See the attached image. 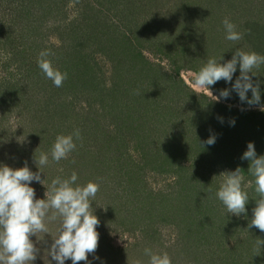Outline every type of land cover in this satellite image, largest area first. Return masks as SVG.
Masks as SVG:
<instances>
[{"label":"rangeland","instance_id":"374dc122","mask_svg":"<svg viewBox=\"0 0 264 264\" xmlns=\"http://www.w3.org/2000/svg\"><path fill=\"white\" fill-rule=\"evenodd\" d=\"M169 1L165 3L164 10L158 8V6L156 7L154 3L153 5H146L143 7L141 13L139 12L138 22L140 26L144 24L149 29L146 30L139 41H136L139 47H136L135 54H133L135 50H129L131 42L128 39L129 36L133 38L131 40H134L135 35L131 32L130 34L127 32L128 27H125L124 21V19L130 15L129 12L131 11H126L124 14L122 10H117L116 3L109 6L106 4V0H63L64 12L59 18L62 19V22L80 27L84 22H82L83 14L81 12L83 11L87 19L86 24H88L87 26H83V28H86L85 31H87V35L89 36L85 38V40H76L73 42L74 40H72V38L67 39V37H65L66 35H63L62 32H57L54 29L50 30L51 27H49L47 31L42 32L41 43L44 46L55 45L68 48H74L78 43L82 45L81 51L83 52L81 53L83 55H88L87 57L92 63L91 67L98 72L95 81L97 88L99 90L103 89L104 92L111 89L112 94L115 91L113 88L119 84V82H116L118 78L116 79L115 77L116 73L118 74L119 67H126L125 72L129 71L133 73V75H136L139 70L149 71V69H151L150 71L152 72L150 73L159 81L155 80L149 85V83L143 79L138 81V85L145 84L146 82V86H153L148 90H150V94L153 93L157 106L159 105L158 98L160 99L162 109L158 106V110L153 109L151 111H144V114L148 117L146 130L152 132V129L157 126L156 128L159 129L157 134L160 141L164 140L165 137L168 138L166 140H171L166 141L165 147L166 151L170 152L173 156L176 155V153L180 155L184 154L183 143L185 139L183 138H185L186 135L179 136L182 130L181 125L177 124L178 119L176 115L169 108L168 110L164 109L165 104H173L171 100L174 96L175 88H170L172 84L165 81H162L164 84H160L162 80L161 75L163 73L167 74L171 81L177 82L185 95L187 93L196 96H205L207 97L204 101L206 103L211 101L230 108V110L232 109L235 115H233L231 119L235 120L234 127H237L239 134V128L243 127L242 124L247 120L243 115H240V113H264L259 110V105L249 106L247 103H241L238 95L234 91H230L229 99H221L217 102L206 89L198 88L192 83L196 70L198 68L200 69L209 58H216L219 60L223 56L224 59L221 63L226 62L231 60L237 48L245 51H254L264 55V0H252L248 10H245L244 5L239 0L238 6L234 7L233 14L231 13V9L233 8H230V0H222V2L220 0ZM182 4L186 5V7H177V5ZM258 7L259 9H257ZM253 15H255L253 20H255L256 24L258 23L257 26L250 22ZM130 17L131 16H129V18ZM225 18H228L236 25V30L242 34V39L244 40L245 38L246 42L242 39L239 41H228L225 39L222 23ZM246 20L250 22L248 25H246V23H248ZM159 21H161L160 25ZM64 28H66V26ZM119 33L124 41L119 47L124 53L115 56L116 53L114 48L106 41V38L115 37ZM163 35L164 39H161L164 45L159 46V41L157 39ZM246 35L251 38V41L253 40L255 42L250 43ZM126 40H128V42ZM41 43H39V47ZM17 44H19V42H17ZM156 44L158 46H156ZM132 45L134 46L135 43H132ZM20 47L22 46L19 45V48ZM13 48L14 51L12 48H9L7 51H1L0 55V163L17 168L16 165L19 167L22 161L27 160V163H29L30 160L32 166L29 168L33 172H36L38 169L34 163V155L38 157L39 153H33L31 155L29 152L32 153V151L29 148H31L30 146L33 143L34 145L32 147H35L37 142H41L42 140L35 137L30 138L32 134H30L31 131L28 129L26 121V119H28V113H25L26 106H31L34 103L32 94H34L35 89L29 85L32 94L27 93L25 89H21L18 93L19 97L16 99L14 95L7 93V91L10 90H6L10 85H13L14 81H11V84H8L7 81H10L12 73H16L17 70H14V68L18 67V62H15L14 67L11 66L8 68L7 63L10 59V54H8V52L14 54L21 49H18L17 46H13ZM139 52L141 56L138 55ZM167 55H170L171 59H169ZM193 67H195V69ZM253 72L256 75L255 78L252 77L253 82H260L261 104H264V96L262 93L264 90V65H261L259 69H253ZM238 76L239 66L237 72L233 76L232 83L235 82ZM20 78H23V76H17L15 80ZM24 85H27V83ZM216 85L219 87L224 85V87L229 90H231L232 87L231 83L226 84L222 79L215 85L210 86V91L213 93V96L219 95ZM166 88L169 89L167 90ZM131 91L134 93V88H131ZM128 94L130 93L125 91L124 95ZM34 96L37 97L38 94L35 93ZM73 96L76 98V95ZM75 98H68L67 100L70 99L69 106H71V117L78 118L68 124L57 123L56 128L59 129V135L72 134L75 130H78L81 120L86 121V119L87 121L96 120V122L92 123V121L86 126L89 128L96 127L94 131L97 132V135H101V132L103 134L106 132L109 134H116L117 123L114 120L112 108H103L106 104L104 103L105 100L102 101L100 99L99 101L102 102H98L96 100L92 101L90 97L76 100ZM96 98L98 99V97ZM248 98L251 99V91L248 92ZM39 99L40 103H48L49 96L40 93ZM176 108L177 106L172 107L174 110ZM129 112H131V109ZM227 112L228 111H222L220 115H216L224 116ZM214 116L215 113L210 112L206 118L207 120L202 119L197 121L201 122L200 125H203L204 128H196V131L204 136L206 140L209 138L210 134L215 136L217 134L208 132L206 129L211 127L209 120H212L211 118ZM197 122L194 127H197ZM186 124L189 125V121H187ZM204 131L205 133H203ZM53 133H55L54 129ZM47 136L51 138L50 133ZM126 144L127 147L125 150L123 148H121V150L113 149L110 150L109 154L119 161L123 173H126V176H130L128 185L132 187H129L126 191H129V194L132 191L133 196L128 199V192H125L124 197L127 198L122 199V194L117 195L116 198H112L110 195L106 196L104 191H98V193H96L93 207L100 223L97 228L99 233L98 248L94 255L99 256L106 264H148V257L144 255V249L151 248L153 252H166L171 259V264H196L195 261L198 258L193 256L192 251L183 250V240L180 235L182 230L175 221H171L170 223L161 221L154 222L153 227L155 235L147 236L142 231V227L144 226H139V223H136V220L142 217V215H138L144 210H142V207L139 205V199H137L140 194H136L134 189L145 187L144 190L146 193L154 192L164 195V193H171L175 190L177 178H175L174 173L168 174L166 172L168 171L167 169H169L168 166H164L166 169L163 168V172L161 171L162 169L157 172L151 171L146 167L145 169H141L144 166L141 165L143 163L142 154L136 149L137 143L135 140L130 139L126 141ZM41 145H44L43 141ZM147 146L149 147L148 149L151 148V146ZM75 150L79 155V148L76 147ZM42 151L47 152L44 149ZM152 153L154 154V152ZM185 153L187 154L188 152ZM73 155L74 153L72 151L68 154L67 158L59 162L53 161L49 155L50 159L48 165L41 169L43 172V174H41L42 179L45 178L44 186L36 182L30 185L35 189L37 198H44L47 185L51 183L53 177H57V171L61 173L62 170L68 168V161ZM237 157H241V153H238ZM175 159V157H171L170 160L167 161L170 163ZM177 159H179L178 161H182L183 165L188 167L191 166L187 161V155ZM206 167L208 169H206L204 174L208 178H214L223 172L234 171L236 169L222 166L221 162L215 166L207 164ZM244 176L245 182L251 180L247 175L244 174ZM212 180H215L212 183V188L213 184H215V188L217 189L220 178L216 177ZM116 182L119 185V181L116 180ZM121 186L125 185L121 184ZM123 190L124 189H122V191ZM245 190L248 192L250 200L248 205H246L247 213L239 216L231 215V213L226 211L219 200L212 198L213 201H217L215 205L221 210L219 216L222 217V220L226 221L229 217L235 221L239 220V223L246 224V227L245 225L242 226L238 230L237 235L224 244L226 246H218L221 251H225L229 247L234 248L236 244L241 242L240 237H244L243 232H249V227L247 225H249L252 217V209L256 206L254 201L256 196L253 187H248ZM110 208H115V210H113L114 212L110 215H106L108 213L107 210ZM126 211H130L131 213H128L129 215L127 214V216L125 215ZM113 216L114 218L110 219ZM144 218L143 216L140 220H144ZM49 227L51 229L50 234L54 235L55 225H49ZM251 230L254 232L255 239L264 240V232L255 227H252ZM31 239L35 242V246L38 249L36 259L32 264H49L47 252L45 250L51 243V238L47 235L44 238L43 233H37V237H31ZM251 241L255 242L254 239L247 242ZM210 245L207 243L206 246L202 248L199 257L203 256V254H207V257H210L209 249L212 248V244ZM89 260H92L91 254L89 255ZM66 264H71V261H67ZM79 264H85V262L81 261ZM93 264H101V262L94 261Z\"/></svg>","mask_w":264,"mask_h":264},{"label":"trees","instance_id":"16d2710c","mask_svg":"<svg viewBox=\"0 0 264 264\" xmlns=\"http://www.w3.org/2000/svg\"><path fill=\"white\" fill-rule=\"evenodd\" d=\"M106 1L109 6L116 3L117 10H122L124 14L126 11H131L124 21L125 27H128L127 32L135 35L134 40H131L133 38L128 36L131 42L129 50H135L133 53L135 54L138 46L136 41H139L146 30L149 29L144 24L140 26L138 22L139 12L141 13L146 5H153L154 3L156 7L158 6V8L164 10V5L169 0ZM174 1L178 2L180 0ZM220 1L222 2V0ZM238 1L230 0V8H233L231 9L232 14L234 7L238 6ZM240 2L244 5L245 10H248L252 0H240ZM63 3V0H0V55L1 51H7L9 48L14 51L13 46H17L18 49L21 48L14 54L8 52L10 54V59L8 58L9 62L7 63L8 68L14 67L15 62H18V67L14 68V70H17L16 73H12L10 81H7L8 84L14 81L13 85H10L8 89L6 88V90H10L7 93L14 95L15 99L19 97L18 93L21 89H25L27 93L32 94L29 89V85H31L35 89L34 94H38L37 97L32 94L34 103L31 106H26L25 113H28L26 121L28 129L31 131L30 134H32L30 138H39L44 145H41L42 141H38L36 146L32 147L33 143L30 146L31 148H29L32 153L29 152V154H40L43 149L49 152L57 135L60 134L59 129L56 128L57 123L68 124L78 118L71 117L69 102L70 99L75 98L73 95H76L75 100L87 97L92 98V101L102 102L105 100L104 103L106 104L103 108H112V114L117 123L116 134H109L108 132L103 134L101 132V135H97V132L94 131L96 127L89 128L86 126L92 121V123L96 122V120H81L78 128L79 139L74 137L76 147L79 148V155L74 150L73 157L71 156L68 161V168L64 169L65 171L62 170L61 173L57 171L56 176L68 178L75 172L78 176L77 184L84 185L91 181L98 184V191H104L106 196L110 195L112 198H116L117 195L122 194V199L127 197L129 199L133 196L132 191L130 194L129 191H126L129 187H132L128 185L130 176H126V173H123L119 161L111 156L109 152L113 149L121 150L123 148L125 150L127 147L126 141L133 139L137 143L136 149L142 154L143 163L141 165L144 167L141 169L146 167L155 172L162 169L161 171L163 172L164 166H168L169 169L166 172L168 174L174 173L175 178H177L175 190L171 193H164V195L154 192L146 193L145 187L134 189L136 194H140L137 199H139V205L144 210L138 216L142 215V217H145L144 220H140L142 218L140 217V219L136 220V223L138 222L139 226H144L142 231L146 236L155 235L154 222L170 223L175 221L182 230L180 235L183 240V250L192 251L193 256L198 258L196 261L194 260L196 264H264V244L260 246L258 243L259 239L254 238V232L251 228H249V232H243L244 237H240L241 242L236 244L234 248L229 247L225 251H221L220 245L226 246L224 244L235 237L238 230L244 225L246 227V224L239 223V220L235 221L229 217L226 221L221 219L222 217L219 216L221 210L215 205L217 201L212 200V198H215V184H213L212 188V183L215 180L208 178L204 174L206 169H208L206 167L207 164L215 166L221 162L222 166L240 167L245 172L244 174L252 179L247 174L249 161L242 160L241 157L247 150L249 142L254 143L258 156L264 155V116H262L264 113H240L247 120L242 124L243 127L239 128V134L237 127L230 126L231 118L235 115L232 109L230 110V108L211 101L206 103L204 102L207 99L205 96L187 93L185 95L179 84L171 81L170 77L163 73L160 84H164L162 81H165L172 84L170 88H175L174 96L171 100L173 104H165L164 109L168 110L169 108L176 115L177 124L181 125L182 130L179 136L186 135L183 138L185 139L183 143L184 154L176 153V155L172 156L170 152L166 151L165 147L166 141L171 140H166L168 138L165 137L164 140L160 141L157 134L159 131L156 128L157 126L152 129V132L146 130L148 117L144 114V111L158 110V106L162 109L160 99L158 98L159 105L157 106L153 93L150 94V90H148L153 86H146V82L151 85L155 80H158L150 73L152 72L150 71L151 69L149 71L139 70L136 75H133L129 71L125 72L126 67H119L118 74L116 73L115 76L116 79L118 78L116 82H119V84L113 88L115 91L112 94L111 89L104 92L103 89L99 90L97 88L95 81L98 72L91 67L92 63L87 57L88 55L81 53L83 52L81 51L82 45L78 43L74 48H68L55 45L44 46L41 43L42 32L47 31L49 27H51L50 30L54 29L57 32H62L67 39L72 38L73 42L85 40L89 36L87 31H85L86 28H83V26L88 25L86 24L87 19L83 11L81 12L83 14L82 22H84L80 27L62 22L59 16L64 12ZM181 6L186 7L183 4L177 5V7ZM129 16L131 17L129 18ZM254 16H252L250 22L257 26L258 23L256 24L255 20H253ZM248 21L246 20V22ZM250 22L246 23V25ZM65 26L66 28H64ZM246 37L250 43L255 42L251 41L248 35ZM161 38L164 39V35L157 39L159 46L164 45ZM106 41L114 48L115 56L124 53L119 47L121 43H124L120 33L115 37H107ZM126 41L128 42V40ZM243 41H245V38ZM39 43H41L40 47ZM132 43H135V47ZM19 45L22 47L19 48ZM158 45L156 44V46ZM43 50L51 53L47 58L52 61L55 67L61 72L67 73V78L60 87H56L51 80L46 78L37 65L39 53ZM138 55L141 56V53L139 52ZM167 56L171 59L170 55ZM193 68L195 69V67ZM198 71L199 68L196 72ZM17 76H23V78L15 80ZM143 79L146 80L145 84L138 85V81ZM25 83L27 85H24ZM216 86L218 91L225 88L224 85H222L223 88ZM131 88H134V93H132ZM166 89L168 90L169 88ZM125 91L130 94L124 95ZM40 93L49 96L48 103H40ZM262 93L264 96V90ZM68 98L70 99L67 100ZM100 99L102 101H99ZM175 106L177 108L175 110L172 109ZM130 109L131 112H129ZM222 111L228 112L224 116H219ZM210 112H214L215 116L211 118L212 120H209L211 127L206 129L208 132L217 133V139L215 144L209 147L204 144L206 139L196 131V128H204L203 125H200L201 122L197 121L207 120L206 118ZM220 118H223V122H221ZM187 121H189V125L186 124ZM196 122L197 127H194ZM53 129L55 133H53ZM49 133L51 138L47 136ZM147 145L151 146V148L148 149ZM185 152L188 153L186 154ZM238 153H241V157H237ZM185 155H187L190 167L183 165V162L177 159L181 156L185 157ZM171 157L176 159L169 163L167 160H170ZM25 161L27 160L22 161L19 167H23ZM31 164L29 160L28 166H32ZM16 167L19 168L17 165ZM54 178L56 177L52 179ZM116 180L119 181V185ZM121 184L125 186H121ZM122 189L124 190L122 191ZM125 192H128L127 197H124ZM255 196L257 198L256 193ZM113 210L115 208L108 209L106 215L112 214ZM126 212L125 215L131 213L130 211ZM113 218L114 216L110 219ZM253 239L255 242H247ZM261 240L264 241L263 239ZM207 243L209 245L212 244V248L209 249L210 257H207V254L199 257L202 248ZM217 247L218 249L216 250Z\"/></svg>","mask_w":264,"mask_h":264},{"label":"clouds","instance_id":"9594fccd","mask_svg":"<svg viewBox=\"0 0 264 264\" xmlns=\"http://www.w3.org/2000/svg\"><path fill=\"white\" fill-rule=\"evenodd\" d=\"M222 23L226 40L242 39V34L228 18ZM50 55L47 50L41 51L37 65L46 78L60 87L67 78V73L53 65L47 58ZM223 59V56L219 60L209 58L195 73L192 83L198 88L206 89L217 102L229 99L230 91H234L241 103L259 105V110L264 112L260 82L254 83L252 79L256 76L253 69L264 65V55L237 48L231 60L221 63ZM238 66L239 76L232 83ZM222 79L226 84H232L231 90L225 88L219 91L218 96H213L210 86ZM249 91L251 99L248 98ZM220 120L223 122V118ZM230 126H235V120L230 122ZM79 135V130L69 135H57L50 153L41 152L38 157L34 155V163L38 169L36 172L29 168L27 161L20 168L0 163V264H32L38 249L31 237H37V233H43L44 238L46 235L51 238V243L45 250L49 264H66L69 260L71 264H79L81 261L85 264H93L94 261L106 264L99 256L94 255L98 248L97 228L100 222L95 215L93 201L99 185L91 181L79 185L78 176L73 172L68 178L57 176L52 179L46 187L44 198H37L35 189L30 186L33 182L44 186L45 178L42 179L41 169L48 165L49 155L56 162L67 158L76 148L74 137L79 139ZM216 139L215 135L210 134L204 144L213 146ZM241 159L249 161L247 174L252 179L245 182V172L240 167L223 172L216 176L220 178V183L214 196L228 213L239 216L247 213L246 205L250 200L245 189L253 187L257 198L254 200L256 206L252 209L248 227L264 232V155L258 156L254 143L249 142ZM49 225H55L54 235L50 234ZM258 243L262 246L264 241L259 239ZM144 255L148 257V264H171L166 252L157 253L151 248H145Z\"/></svg>","mask_w":264,"mask_h":264}]
</instances>
